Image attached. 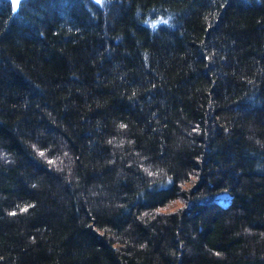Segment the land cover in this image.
<instances>
[{"label":"trees","instance_id":"1","mask_svg":"<svg viewBox=\"0 0 264 264\" xmlns=\"http://www.w3.org/2000/svg\"><path fill=\"white\" fill-rule=\"evenodd\" d=\"M0 264H264V0H0Z\"/></svg>","mask_w":264,"mask_h":264},{"label":"rangeland","instance_id":"2","mask_svg":"<svg viewBox=\"0 0 264 264\" xmlns=\"http://www.w3.org/2000/svg\"><path fill=\"white\" fill-rule=\"evenodd\" d=\"M224 196H225L224 194H221V195H220V198H225ZM177 205H179V202H176V203H174L173 205L169 206V207H168V210L173 209V208L176 207Z\"/></svg>","mask_w":264,"mask_h":264},{"label":"snow or ice","instance_id":"3","mask_svg":"<svg viewBox=\"0 0 264 264\" xmlns=\"http://www.w3.org/2000/svg\"><path fill=\"white\" fill-rule=\"evenodd\" d=\"M18 3H19V0H12V6H13V8H15Z\"/></svg>","mask_w":264,"mask_h":264}]
</instances>
